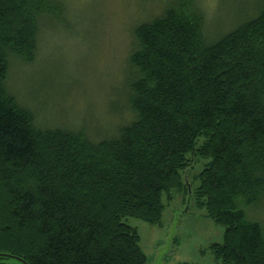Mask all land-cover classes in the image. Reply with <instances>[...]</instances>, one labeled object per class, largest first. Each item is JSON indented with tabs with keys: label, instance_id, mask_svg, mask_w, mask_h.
<instances>
[{
	"label": "trees",
	"instance_id": "16d2710c",
	"mask_svg": "<svg viewBox=\"0 0 264 264\" xmlns=\"http://www.w3.org/2000/svg\"><path fill=\"white\" fill-rule=\"evenodd\" d=\"M163 5L132 31L131 119L93 140L41 126L8 88L66 8L0 0V264H148L125 220L160 226L173 194L225 227L217 264H264V0L216 35L203 0ZM196 151L211 161L191 179Z\"/></svg>",
	"mask_w": 264,
	"mask_h": 264
},
{
	"label": "rangeland",
	"instance_id": "374dc122",
	"mask_svg": "<svg viewBox=\"0 0 264 264\" xmlns=\"http://www.w3.org/2000/svg\"><path fill=\"white\" fill-rule=\"evenodd\" d=\"M57 1L66 8L65 15L42 31L36 63L13 68L9 91L43 127L85 129L93 140L110 137L131 119L127 61L132 31L160 14L164 0ZM252 1L203 0L209 29L216 30L211 35L227 31L222 24ZM204 142L199 141L198 150ZM188 161L192 179L211 159H202L196 151ZM163 202L160 226L125 220L138 231L148 264H217L210 247L223 243L225 227L180 194H173L172 201L165 196ZM255 212L264 220V204Z\"/></svg>",
	"mask_w": 264,
	"mask_h": 264
},
{
	"label": "water",
	"instance_id": "95a60500",
	"mask_svg": "<svg viewBox=\"0 0 264 264\" xmlns=\"http://www.w3.org/2000/svg\"><path fill=\"white\" fill-rule=\"evenodd\" d=\"M1 257H3V256H1ZM5 257H7V256H5ZM16 260L23 264V262L21 260H19V259H16Z\"/></svg>",
	"mask_w": 264,
	"mask_h": 264
}]
</instances>
